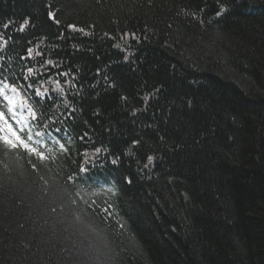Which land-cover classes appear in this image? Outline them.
<instances>
[{
	"label": "trees",
	"instance_id": "16d2710c",
	"mask_svg": "<svg viewBox=\"0 0 264 264\" xmlns=\"http://www.w3.org/2000/svg\"><path fill=\"white\" fill-rule=\"evenodd\" d=\"M0 36L68 149L0 150V264H264V0H0Z\"/></svg>",
	"mask_w": 264,
	"mask_h": 264
},
{
	"label": "snow or ice",
	"instance_id": "6c2138e0",
	"mask_svg": "<svg viewBox=\"0 0 264 264\" xmlns=\"http://www.w3.org/2000/svg\"><path fill=\"white\" fill-rule=\"evenodd\" d=\"M217 3H220V0H217ZM227 11L222 5L219 11L216 12L217 16H220L222 12ZM49 18L56 21L58 23V20H56L55 14L52 12H49ZM28 21H25V24H27ZM4 27H8V25H4ZM23 25L21 26V30H23ZM74 27V26H70ZM82 31V29H81ZM128 35V34H125ZM134 37V34H132ZM3 37L0 36V39ZM32 50L29 49V57H31ZM46 64H53L52 61H47ZM34 74V70L32 68L27 69V75L24 76L25 80H28L30 76ZM0 75H3L0 73ZM60 75H67V73H61ZM7 77H4L3 80H0V98L3 99L4 102H6L4 105H0V150H3L5 152L7 151H15V150H21L24 153H26L30 157H35L40 164H44L45 161L49 159V157L46 155L45 151L42 149L47 148L49 152L52 151L51 147H49V143H55L59 146L60 151L66 152L68 149L66 148L64 143H61L60 137H53L51 131H36L34 134L31 132V128H27V135L25 137V131L27 126L28 117H24L23 120H18L16 117L19 115L15 111V96H9L7 95L6 90H10L12 93L17 94L18 93V86L16 83L9 84L7 82ZM59 87V82H57ZM19 87H23V85H20ZM27 88L32 89L34 88V84L29 83L27 85ZM47 92V90H45ZM45 92H41L39 88L35 89L34 95L36 97H39L41 100L44 98ZM35 103L39 104L40 101L37 100ZM27 111L29 116L32 120H42L43 119V113L40 114V116H37L36 110L33 109L32 106H27ZM7 112V115H6ZM233 119H235L233 117ZM24 125V126H20ZM37 127L39 125H36ZM45 128H47V125H45ZM55 131L57 133L60 132L59 128H56ZM35 137V138H34ZM137 143V142H134ZM99 151V149H97ZM152 157H148L149 163L152 161ZM29 163L32 164V168L35 170L37 169V163H32L30 160ZM7 167V165H5ZM147 167V165H145ZM83 171V169H82ZM43 179V177H41ZM69 180L72 179L71 176L68 177ZM111 191V189H109ZM77 196H81L80 192L76 193ZM83 199V197L81 196ZM72 204H75L76 201L72 200ZM85 203H88L85 201ZM92 204H96V201H92ZM92 204H89V207L92 206ZM96 207L99 209L100 212L107 213L111 215L109 212V209L111 208V204L108 205V207L100 208V206L97 204ZM51 211L55 212L56 209L52 208ZM77 220H79V217H76ZM123 227V225H121Z\"/></svg>",
	"mask_w": 264,
	"mask_h": 264
},
{
	"label": "rangeland",
	"instance_id": "374dc122",
	"mask_svg": "<svg viewBox=\"0 0 264 264\" xmlns=\"http://www.w3.org/2000/svg\"><path fill=\"white\" fill-rule=\"evenodd\" d=\"M6 92H7V95H9V96H15V105H16V107H15V111H16L17 113H19V115H18L16 118H17L18 120H23L24 117H29L28 112L24 111V110L19 106V100H18L16 94H13V93L9 92L8 90H6ZM1 99H2V98H1ZM21 99H22V101L25 102V99H24L23 96H21ZM5 103H6V102H4L3 99H2V105H4ZM6 115H7V112H6ZM20 126H24V125H20ZM27 128H30V127L28 126V122H27V126H26L25 137H26V135L28 134V133H27ZM31 132H32V131H31ZM32 134H33V133H32ZM34 138H35V137H34Z\"/></svg>",
	"mask_w": 264,
	"mask_h": 264
}]
</instances>
